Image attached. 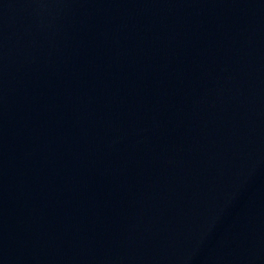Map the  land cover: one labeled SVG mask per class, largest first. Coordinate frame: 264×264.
I'll list each match as a JSON object with an SVG mask.
<instances>
[{
	"label": "water",
	"instance_id": "1",
	"mask_svg": "<svg viewBox=\"0 0 264 264\" xmlns=\"http://www.w3.org/2000/svg\"><path fill=\"white\" fill-rule=\"evenodd\" d=\"M0 264H264V0H0Z\"/></svg>",
	"mask_w": 264,
	"mask_h": 264
}]
</instances>
